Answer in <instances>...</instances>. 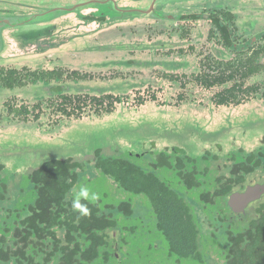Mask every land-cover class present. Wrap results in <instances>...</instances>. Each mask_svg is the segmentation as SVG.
Segmentation results:
<instances>
[{
    "label": "rangeland",
    "instance_id": "obj_1",
    "mask_svg": "<svg viewBox=\"0 0 264 264\" xmlns=\"http://www.w3.org/2000/svg\"><path fill=\"white\" fill-rule=\"evenodd\" d=\"M190 8L169 7L167 13L202 14V8ZM260 9L264 7H239L243 13ZM251 17L239 19V31L250 28L254 21ZM262 30L263 23L253 34H261ZM208 31L204 21L172 23L140 17L82 25L70 19L62 26L55 25V38L44 42L52 43L55 55L44 51L35 58L10 63L15 68L65 69L85 75L77 81L71 75L61 82L68 96L88 91L94 96L109 94L122 100L111 114L88 113L76 120L47 110L49 102L58 98L51 95L47 85L0 89V179L7 185L8 205H16L19 189L27 187L29 175L52 160L86 163L96 151L107 158H127L166 148L182 149L188 157L198 159L210 151L223 157L237 149L250 153L262 147L264 102H240L220 108L213 104L215 95L235 82L211 90L188 83L191 75L204 71L208 57L217 58L216 51L223 52L207 41ZM225 54L227 59L234 57L229 52ZM158 73L183 77L178 82H168L157 79ZM263 82L264 74L253 77L244 83V89ZM153 92L159 104L146 102L136 108L138 96L147 97ZM39 103L43 113L38 120L37 110L28 118L14 116L10 111L22 106L33 110ZM216 146L221 150L216 151Z\"/></svg>",
    "mask_w": 264,
    "mask_h": 264
},
{
    "label": "flooded vegetation",
    "instance_id": "obj_2",
    "mask_svg": "<svg viewBox=\"0 0 264 264\" xmlns=\"http://www.w3.org/2000/svg\"><path fill=\"white\" fill-rule=\"evenodd\" d=\"M169 7H200L202 14H169ZM239 7H264V0H0V80L5 81L12 72L19 75L24 72L56 73L66 77L78 74L68 73L65 69L30 70L26 67L9 66L12 62L20 63L24 57L30 59L44 51H51L55 55L52 43H44L55 38V25L62 26L70 19L82 25H105L108 22H124L142 17L145 20L148 18L172 23L206 22L209 27L207 41L219 46L223 52L216 51L217 58L208 57L203 66L204 71L199 74L205 73L216 78L234 75L231 82L236 83L235 90L246 91L249 87L244 89V81L239 80L238 83L235 80L247 74L248 59H254L253 67L258 68L254 77L264 74V63L261 62L264 58V30L261 34H253L255 29L264 24V9L256 13H243L239 11ZM57 9L71 11L52 16L51 13ZM129 11L140 12L130 15L127 13ZM248 16H253L251 20H254L250 28L247 31H239L236 24L241 17ZM30 18L36 19L25 22ZM218 26L225 29L231 47H225L226 35ZM39 39L42 40L38 41ZM225 52L233 54V59H227ZM254 86L259 96L256 100L264 102V82L260 86ZM0 89L7 90L2 84ZM225 89L228 88L222 90ZM260 143L262 147L250 153L237 149L233 154L223 157H217V154L210 151L198 159H192L182 149L177 148L155 150L156 152L144 151L137 157L127 156V160L133 162L138 172L147 177L149 185L158 182L175 192L179 200L186 204L200 221L203 254L200 263L188 260L181 263L169 257L167 241L163 231L159 229L163 221L160 213L152 209L144 196L126 192L96 170L92 160L87 161L85 174L81 175L80 182L73 188L70 198H74V192L81 186L89 187L99 195V199L86 202L97 204L102 216L115 222V228L105 232L107 259L104 260L105 255L102 253L96 264H224L225 259L211 242L214 225L210 220L215 217L218 220H226L227 223L232 221L235 223L232 228L238 232L246 221L254 216L255 209L264 203V136ZM216 147V151L221 150L219 146ZM239 178H242V182L234 184ZM28 181L29 178L26 182ZM0 184H4V180L0 179ZM252 188L256 189L258 198L242 209L241 200L234 196L243 195ZM19 190L22 195L17 207L32 202L33 193L29 191V187ZM120 205L128 206V209L123 212L119 208ZM1 234L2 232L0 237ZM5 237L8 239L9 235ZM203 240L206 243H203Z\"/></svg>",
    "mask_w": 264,
    "mask_h": 264
},
{
    "label": "trees",
    "instance_id": "obj_3",
    "mask_svg": "<svg viewBox=\"0 0 264 264\" xmlns=\"http://www.w3.org/2000/svg\"><path fill=\"white\" fill-rule=\"evenodd\" d=\"M218 29L225 34L223 27L218 26ZM225 35L224 45L226 48L231 47L228 34ZM253 65L254 59H248L247 74L236 78L235 81L239 83V80H243L246 83L245 80L254 77L258 68H254ZM72 77L56 73L24 72L19 75L12 72L5 81L0 80V84L9 91L23 89L33 84L49 86L51 95L58 98L49 102L50 105L46 109L51 114L66 119L77 120L88 113L94 116L111 114L115 106L121 103L122 99L119 96L109 94L94 96L88 91H79L77 95H74L75 93L71 96L65 95L61 82ZM181 77L183 76L158 73L157 79L178 82ZM84 78L85 75L74 74L75 81ZM233 79L234 75L216 78L201 73L191 75L188 83H195L205 90H211L222 87ZM235 84L218 92L213 103L217 106H237L236 104L240 102L256 100L258 90L255 86L252 85L241 94L239 90H235ZM179 100L181 101V98ZM146 102L159 104L155 92L149 93L147 97L138 96L135 106L141 107ZM17 108L10 110L11 113L23 118H28L37 110L35 120H38L43 113L40 103L33 107V110L23 106ZM92 161L93 167L103 176L113 180L126 192L144 196L152 209L160 213L163 221L159 229L163 231L167 241L169 257L181 263L187 260L194 263L202 262L200 221L189 207L179 200L175 192L158 182L149 185L147 177L142 176L133 162L127 158H107L102 156L100 151H96ZM85 164L73 159L43 163L28 177L27 187L33 193V200L22 207H17L21 191L18 192L16 205L9 206L7 185L0 184V232H2L0 264H96L102 253L105 255L104 260L107 259L105 232L115 228V222L104 218L97 204L82 200V203H86L91 210L88 217H81L71 207L73 199L70 198V194L80 182L81 175L85 174ZM178 171L182 174L180 170ZM240 180L242 178L234 184L241 183ZM119 208L124 212L128 206L120 205ZM210 221L214 225L211 242L225 259L224 264H264V203L255 209L254 216L249 218L238 232L232 228L235 224L232 221L227 223L226 220H218L215 217ZM5 235H9V238L5 239ZM203 243L206 242L203 240Z\"/></svg>",
    "mask_w": 264,
    "mask_h": 264
},
{
    "label": "clouds",
    "instance_id": "obj_4",
    "mask_svg": "<svg viewBox=\"0 0 264 264\" xmlns=\"http://www.w3.org/2000/svg\"><path fill=\"white\" fill-rule=\"evenodd\" d=\"M99 195L93 192L87 186H81L78 191L74 192V198L71 203V207L74 212L79 213L81 217H88L91 215V210L83 201H97Z\"/></svg>",
    "mask_w": 264,
    "mask_h": 264
},
{
    "label": "water",
    "instance_id": "obj_5",
    "mask_svg": "<svg viewBox=\"0 0 264 264\" xmlns=\"http://www.w3.org/2000/svg\"><path fill=\"white\" fill-rule=\"evenodd\" d=\"M72 9V8H71ZM74 9V8H73ZM64 11H66V12H69V11H71L70 9H63V10H59V9H57V10H55V11H53L52 13H51V15L53 16L54 14H58V13H62V12H64ZM135 12H140V11H129V12H127V13H130V15L131 14H133V13H135ZM32 19H36V18H32ZM32 19L30 18V19H27V20H29V21H27V20H25V22H32ZM256 191V189L255 188H252V189H248L247 190V192L245 193V194H243V195H236V196H234V198H237V199H239V200H241V208L243 209L244 208V206H246L250 201H252V200H256L257 198H258V193L257 192H255ZM251 193H254V194H251Z\"/></svg>",
    "mask_w": 264,
    "mask_h": 264
}]
</instances>
